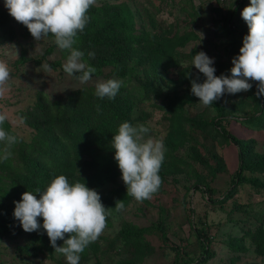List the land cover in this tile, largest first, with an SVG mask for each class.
Wrapping results in <instances>:
<instances>
[{
  "label": "rangeland",
  "instance_id": "obj_1",
  "mask_svg": "<svg viewBox=\"0 0 264 264\" xmlns=\"http://www.w3.org/2000/svg\"><path fill=\"white\" fill-rule=\"evenodd\" d=\"M104 1L126 5L135 31L164 39L161 62L134 65L138 78L154 93L144 97L134 80L129 81L128 91L133 98L130 123L148 127L145 139H162L166 151L159 172L162 184L151 199L139 202L127 195L120 169L114 184L106 183L97 190L100 196L115 190L106 204L116 201L120 191L126 195V202L121 211L115 210L116 203L104 205L111 212L107 226L80 254L79 264H185L201 252L194 227L203 228L213 251L202 264H264V256L255 251L249 236V231H264V173H257L260 186L233 183L238 171L237 148L209 126L219 114L216 120L226 133L248 141L252 159H264V124H249L261 108V99L255 95L256 82H251L254 86L249 91L225 93L207 107L191 92L193 79L198 78L199 83L206 79L191 65L197 52L214 58L215 75H231L232 58L239 54L248 33L241 12L250 0H97L94 6ZM0 10L5 11L8 24L16 30L17 21L4 0H0ZM231 13L226 24L230 32L226 33L222 19ZM17 32L14 38L0 42V61L10 70L8 91L0 98V112L7 114L13 133L28 142L33 132L23 123L22 113L32 106L36 92L52 99L83 84L59 69H45L49 60L59 57L57 52L35 63L46 40L23 39ZM21 55L26 59L18 64ZM66 59L60 58L63 65ZM105 79L92 77L85 85L95 86ZM243 173L249 174L246 170ZM128 223L145 228L142 235L148 252L137 255L122 241L119 232ZM158 223L163 225V237L156 227ZM40 224L42 228L43 218ZM30 235L39 237L24 231L15 218L12 230L0 238V264H67L63 254L39 248ZM63 242L58 239L57 245L63 246ZM233 243L239 247H232ZM24 244L30 250L21 249Z\"/></svg>",
  "mask_w": 264,
  "mask_h": 264
},
{
  "label": "trees",
  "instance_id": "obj_2",
  "mask_svg": "<svg viewBox=\"0 0 264 264\" xmlns=\"http://www.w3.org/2000/svg\"><path fill=\"white\" fill-rule=\"evenodd\" d=\"M88 16V23L82 32H78L74 47L84 53L82 61L86 65L95 67L96 72L92 77H105V81L120 80L121 88L114 99L97 97L95 86L85 84L67 91L62 97L52 99L39 90L36 92L34 103L22 113L23 123L33 132L30 140L24 142L18 138L19 142L11 148L12 155L9 160L0 162V238L12 230L15 202L21 200L22 193L31 191L39 198L37 189L41 192L46 190L57 175H66L69 183H85L96 191L106 183L114 184L120 171L114 159L112 139L122 122H130L133 98L128 91V83L130 80L137 82L138 90L144 97L154 93V90H149L146 83L138 78L134 65H155L161 62L164 39L157 40L156 34L135 31L131 12L124 4L115 5L104 1L98 6H91ZM232 16L233 13L222 19L226 33L230 32L226 24ZM8 23L5 11L0 10V42L14 38L16 30L19 31L16 34L20 33L21 38L34 40L25 25L17 22L14 30ZM42 38L46 40V45L39 59L34 62L39 63L40 59L57 52L59 57L49 60L47 65L65 73L60 58H67L69 52L59 49L52 34ZM89 53L94 55L90 56ZM25 59L21 55L16 62L20 64ZM105 69L107 72H104ZM133 72L137 73L136 77L132 76ZM78 75L80 73L73 76ZM260 99L261 108L254 119L249 120L251 126L264 124V95ZM217 116L220 117L219 114ZM217 116L210 120V128L237 148L238 171L233 177V183L260 186L257 173H264V159H252L249 142L228 135L216 120ZM3 128L14 134L7 121ZM3 147L4 145L0 144V150ZM244 170L249 174H244ZM163 179L168 178L163 176ZM113 195L115 190L111 189L100 196L102 203L113 205L117 200L126 202V195L120 191L116 201L106 204ZM38 220L41 223L42 217ZM129 225L125 224L119 232L122 241L131 245L137 255L148 252L142 235L145 228ZM156 227L163 237V225L158 223ZM193 229L201 252L198 258L185 264H202L213 255L208 245L210 238L203 228ZM34 232L39 237L30 235L31 242L37 241L39 248L51 253L53 248L46 231L41 228V232ZM249 236L255 251L264 256V231L255 229L249 231ZM233 245L234 248L239 247L238 244ZM21 249L28 251L30 246L24 244Z\"/></svg>",
  "mask_w": 264,
  "mask_h": 264
},
{
  "label": "clouds",
  "instance_id": "obj_3",
  "mask_svg": "<svg viewBox=\"0 0 264 264\" xmlns=\"http://www.w3.org/2000/svg\"><path fill=\"white\" fill-rule=\"evenodd\" d=\"M97 0H4L9 14L25 25L36 41L52 34L55 44L69 55L63 65V71L69 76L76 73V79L86 84L96 72L95 67L82 61L84 53L75 48L78 32H82L88 23V11ZM248 26L243 37L239 54L232 58L231 75H215L214 58L205 52H197L191 65L206 79L199 83L191 82V92L199 98L203 106L213 105L225 93L247 92L256 82L257 98L264 95V0H250L241 12ZM18 51V50H17ZM90 56L94 55L89 53ZM51 71L48 65L44 66ZM10 78L8 65L0 61V98L8 91ZM122 81L117 79L101 80L95 84V95L101 99H114ZM7 114L0 112V162L7 161L12 155L11 148L19 142L17 135L5 131L3 125ZM149 128L143 124L133 126L122 122L112 139L115 149L114 159L122 174L127 195L142 202L151 199L161 184L159 175L166 151L163 140L145 135ZM39 198L31 192L22 193L21 200L15 202L14 217L26 232L40 231L38 218H43L42 228L49 237L54 251L66 257L67 264H79L80 254L95 242L107 226V217L111 212L104 206L100 194L85 183H69L66 175H57L46 190L37 189ZM124 209L123 200H118L115 210ZM65 234L68 238L65 239ZM63 240V246L57 240Z\"/></svg>",
  "mask_w": 264,
  "mask_h": 264
}]
</instances>
